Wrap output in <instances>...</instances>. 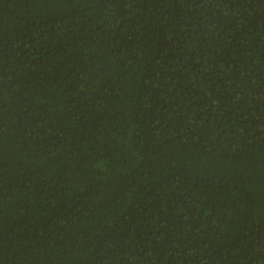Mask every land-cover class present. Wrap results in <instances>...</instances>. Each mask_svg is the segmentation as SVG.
Wrapping results in <instances>:
<instances>
[{
	"label": "trees",
	"instance_id": "obj_1",
	"mask_svg": "<svg viewBox=\"0 0 264 264\" xmlns=\"http://www.w3.org/2000/svg\"><path fill=\"white\" fill-rule=\"evenodd\" d=\"M0 264H264V0H0Z\"/></svg>",
	"mask_w": 264,
	"mask_h": 264
}]
</instances>
